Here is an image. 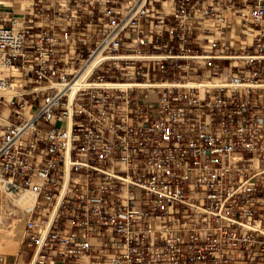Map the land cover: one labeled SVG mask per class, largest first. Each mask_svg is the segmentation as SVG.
Instances as JSON below:
<instances>
[{
  "label": "built area",
  "instance_id": "built-area-1",
  "mask_svg": "<svg viewBox=\"0 0 264 264\" xmlns=\"http://www.w3.org/2000/svg\"><path fill=\"white\" fill-rule=\"evenodd\" d=\"M0 181V264H264V0H0Z\"/></svg>",
  "mask_w": 264,
  "mask_h": 264
},
{
  "label": "bare ground",
  "instance_id": "bare-ground-1",
  "mask_svg": "<svg viewBox=\"0 0 264 264\" xmlns=\"http://www.w3.org/2000/svg\"><path fill=\"white\" fill-rule=\"evenodd\" d=\"M226 79L223 77H214L213 79H205L200 81V85L202 86H212V85H220L224 84ZM84 76L80 78L76 86L85 84ZM142 85H165L167 82H139L137 84ZM104 86H112V87H126L128 85H133L130 82H112L106 80L102 83ZM5 198V199H4ZM34 199V194L31 191H19L18 193H12L7 191L2 182L0 181V253L2 254H12L19 250V244L21 243V238L24 230V213L23 207L31 203ZM7 200V201H6ZM9 202V203H8ZM14 214L10 219L6 217V219H2V216L6 214V212ZM6 216V215H5ZM2 219V221H1ZM23 227V229H22ZM18 252V251H17Z\"/></svg>",
  "mask_w": 264,
  "mask_h": 264
},
{
  "label": "rangeland",
  "instance_id": "rangeland-1",
  "mask_svg": "<svg viewBox=\"0 0 264 264\" xmlns=\"http://www.w3.org/2000/svg\"><path fill=\"white\" fill-rule=\"evenodd\" d=\"M16 13H18V12H16ZM152 98H154V96H151ZM5 199V198H4ZM7 201V200H6ZM9 203V202H8ZM0 212H1V208H0ZM6 215V216H5ZM4 216H2V219H3V221H4V219H6V217H8L9 219L12 217V216H14V214L12 213H10V211H9V213L8 212H6V214H5ZM2 219H1V221H2ZM22 229H23V227H22ZM23 235V234H22ZM23 237V236H22ZM22 239V238H21ZM21 244V243H20ZM19 244V250H17L15 253H12V254H7L11 259H13L18 253H19V251H20V245ZM19 264H24V262H23V260L20 258V261H19Z\"/></svg>",
  "mask_w": 264,
  "mask_h": 264
},
{
  "label": "crops",
  "instance_id": "crops-1",
  "mask_svg": "<svg viewBox=\"0 0 264 264\" xmlns=\"http://www.w3.org/2000/svg\"><path fill=\"white\" fill-rule=\"evenodd\" d=\"M225 74H226V73H224V75H222L221 77L225 78Z\"/></svg>",
  "mask_w": 264,
  "mask_h": 264
}]
</instances>
